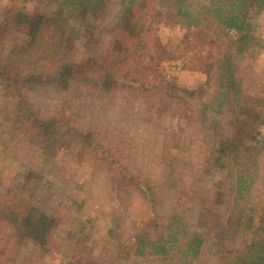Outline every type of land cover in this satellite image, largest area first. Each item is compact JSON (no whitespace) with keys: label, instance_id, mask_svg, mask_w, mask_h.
<instances>
[{"label":"rangeland","instance_id":"obj_1","mask_svg":"<svg viewBox=\"0 0 264 264\" xmlns=\"http://www.w3.org/2000/svg\"><path fill=\"white\" fill-rule=\"evenodd\" d=\"M173 1L147 0L162 13L154 37L163 45L180 44L185 33ZM198 2L204 1L186 4L195 7ZM58 4L59 0H0V24L8 10L52 16ZM123 12L120 0H109L98 19L70 17L77 41L66 60L75 77L67 89L30 86L16 92L0 80V212L20 215L35 208L54 219L43 246L27 240L17 246L9 242L0 264H227L252 239L253 229L245 228L249 217L252 228L264 227V152L259 154L252 191L243 201L229 176L240 163L215 167L218 143L231 138L235 116L228 111L213 114L214 88L188 105L178 95L164 97L156 113L152 105H159L157 100L146 104L148 99L135 90L83 82L92 71L110 68ZM252 23V39L245 46L238 44V31L208 27L223 43L219 52L235 54L234 80L241 95L259 105L250 120L262 138L264 11L254 14ZM28 40L14 30L0 38V70L9 54ZM118 70L115 63L114 71ZM165 73L189 91L206 81L202 71L186 69L180 60ZM26 114L32 118L25 119ZM35 116L52 122L53 141L32 139ZM86 134L90 140L84 143L81 136ZM105 152L118 158L120 168L137 185L114 186L101 158ZM231 216L238 218L237 226L228 223ZM178 220L187 223L189 237L202 239L196 259L152 256L146 250L144 256L136 255L138 239L155 240L168 227L174 229ZM8 235H13L12 229L0 221V247Z\"/></svg>","mask_w":264,"mask_h":264},{"label":"trees","instance_id":"obj_2","mask_svg":"<svg viewBox=\"0 0 264 264\" xmlns=\"http://www.w3.org/2000/svg\"><path fill=\"white\" fill-rule=\"evenodd\" d=\"M108 1L59 0L52 16L8 10L0 24V38L14 30L24 33L29 40L25 46L9 54L6 66L0 70V80L8 87L15 88V91L30 86L67 89L75 77L66 60L77 41V32L69 23L70 17L75 15L82 20L88 17L98 19ZM186 1L174 0L172 3L177 22L185 29L182 42L178 45H163L154 37L155 26L162 20L161 11L150 6L147 0H120L124 12L118 26L120 39L113 58L108 62L110 68L92 71V76L85 75L83 82H91L95 86L115 84L135 90L145 100L148 99L146 104L151 103L152 99L157 100L159 105H152L155 112L156 107L161 108L164 97L175 98L178 95L176 98L188 105L189 100H198L214 88L210 102L216 99L213 114L218 116L228 111L235 116L231 138L218 143L219 155L214 160L215 167L222 169L231 165V162L240 163L234 170L235 174L232 175L230 171L229 176L231 180L234 179V192L238 200L243 201L252 191L259 171V154L264 152V137L259 136L250 120L259 105L256 100L241 95L234 80L235 54L228 50L219 52V46L223 43L218 33L215 36L210 34L208 26L212 24L219 30L232 28L238 31V44L245 46L252 39L253 15L264 11V0H203L195 7L186 4ZM177 60L183 61L186 69L202 71L206 75L205 83L191 91L179 88L175 78L165 73ZM115 63L119 66L118 71H114ZM205 108L210 106L204 105ZM24 118L32 117L27 115ZM31 122L36 126L32 136L34 141H53L52 122L36 116ZM81 139L86 143L90 135H83ZM90 144L98 150L102 149L101 145L93 141ZM101 158L113 175L115 187L126 188V182L131 187L137 185V181L128 177L124 168H120L117 157L105 152ZM221 158L228 161L220 163ZM0 221L13 232L12 236H6L4 245L0 247V259L9 242L17 246L27 240L43 246L54 226L53 218L35 208H29L20 215L0 212ZM252 222V217H249L245 227L253 229L251 241L227 264H264V227L259 224L252 228ZM228 223L237 226L238 218L231 216ZM174 224V229L168 227L167 233L160 234L155 240L138 239L136 255L144 256L146 250L147 255L152 256L179 254L190 260L196 259L202 239L189 237L186 222L182 224L178 220ZM183 240V246L179 247ZM74 264L94 263L76 261Z\"/></svg>","mask_w":264,"mask_h":264},{"label":"built area","instance_id":"obj_3","mask_svg":"<svg viewBox=\"0 0 264 264\" xmlns=\"http://www.w3.org/2000/svg\"><path fill=\"white\" fill-rule=\"evenodd\" d=\"M229 33H230L231 35H235V34H236V32L233 31V30H230Z\"/></svg>","mask_w":264,"mask_h":264}]
</instances>
